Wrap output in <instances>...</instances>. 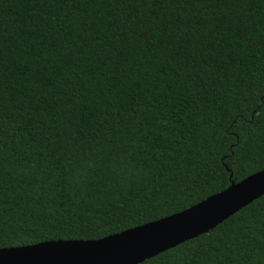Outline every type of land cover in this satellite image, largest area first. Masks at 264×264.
Listing matches in <instances>:
<instances>
[{"label": "trees", "instance_id": "1", "mask_svg": "<svg viewBox=\"0 0 264 264\" xmlns=\"http://www.w3.org/2000/svg\"><path fill=\"white\" fill-rule=\"evenodd\" d=\"M264 169V0H0V248L98 239ZM136 264H264V194Z\"/></svg>", "mask_w": 264, "mask_h": 264}, {"label": "water", "instance_id": "2", "mask_svg": "<svg viewBox=\"0 0 264 264\" xmlns=\"http://www.w3.org/2000/svg\"><path fill=\"white\" fill-rule=\"evenodd\" d=\"M264 194V169L171 215L98 239L0 248V264H136L199 234Z\"/></svg>", "mask_w": 264, "mask_h": 264}]
</instances>
